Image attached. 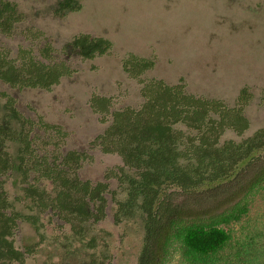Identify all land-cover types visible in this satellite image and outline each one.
<instances>
[{"label": "trees", "instance_id": "trees-1", "mask_svg": "<svg viewBox=\"0 0 264 264\" xmlns=\"http://www.w3.org/2000/svg\"><path fill=\"white\" fill-rule=\"evenodd\" d=\"M61 6L80 10L73 0ZM23 23L16 5L0 0V35L12 37ZM20 34L26 45L15 57L0 46V83L12 90L51 92L77 73L74 57L92 64L112 55L108 39L88 34L73 36L62 49L36 28L25 27ZM154 67L152 58L132 53L121 60L125 77L139 88L138 107L116 109L111 96L89 97L87 107L104 129L86 151L66 149L68 130L39 115L25 116L13 96L0 92V264H26L36 256L43 221L56 231L54 239L70 240L60 246L61 255L78 264L114 261L108 250L113 230L102 225L139 226L141 244L133 264H163L174 236L192 262H206L226 246L229 235L213 222L215 214L264 180V167L245 180L242 176L264 154V128L240 142H221L226 132L240 137L248 130L245 109L253 94L241 89L230 106L192 94L183 78L170 84L148 76ZM93 151L121 162L98 182L79 176L93 163ZM14 173L26 212L15 208L5 189ZM22 224L40 240L20 249L15 239Z\"/></svg>", "mask_w": 264, "mask_h": 264}, {"label": "rangeland", "instance_id": "rangeland-1", "mask_svg": "<svg viewBox=\"0 0 264 264\" xmlns=\"http://www.w3.org/2000/svg\"><path fill=\"white\" fill-rule=\"evenodd\" d=\"M5 1L14 3L24 17L12 37L0 35V46L9 49L11 57L19 46L26 45L20 34L25 27L42 31L56 49L78 34L105 38L113 45L111 56L97 58L92 64L80 63L74 57L72 65L77 73L51 92L12 90L0 83V92L13 96L22 114L42 116L68 130L71 136L66 149L86 151L104 129L87 107L91 95L111 96L116 109L141 104L138 86L121 69L127 53L154 60V70L148 76L170 84L183 78L192 94L221 99L230 106L241 89H250L253 100L245 109L248 130L240 137L226 132L221 142H240L264 128V0H73L80 5L78 12L62 7L64 0ZM2 121L0 108V124ZM91 154L93 163L79 171L83 180L101 181L105 170L121 165L116 156L98 151ZM253 165L242 171L244 180L264 167V154ZM17 179L14 173L5 189L22 212L25 202ZM213 222L229 235L219 254L206 262H192L184 254L180 238L174 236L163 264H264V180L217 211ZM45 225L43 221L39 230L42 245L26 264H78L61 255L60 246L70 240L54 239L56 231ZM102 228L114 231H110L108 248L114 260L111 264H133L141 244L139 226L130 223L118 229ZM39 240L30 225L22 224L15 246L22 249Z\"/></svg>", "mask_w": 264, "mask_h": 264}]
</instances>
